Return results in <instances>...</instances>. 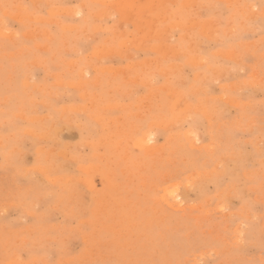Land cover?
<instances>
[{
  "label": "rangeland",
  "instance_id": "1",
  "mask_svg": "<svg viewBox=\"0 0 264 264\" xmlns=\"http://www.w3.org/2000/svg\"><path fill=\"white\" fill-rule=\"evenodd\" d=\"M131 2L0 0V264H264V0Z\"/></svg>",
  "mask_w": 264,
  "mask_h": 264
},
{
  "label": "bare ground",
  "instance_id": "2",
  "mask_svg": "<svg viewBox=\"0 0 264 264\" xmlns=\"http://www.w3.org/2000/svg\"><path fill=\"white\" fill-rule=\"evenodd\" d=\"M135 1V0H134ZM127 2H128V4H131L132 2H131V0H127ZM25 5V4H24ZM169 6V5H168ZM106 7V6H105ZM160 8V7H159ZM22 10V9H21ZM29 11V10H28ZM21 12V11H20ZM112 12V11H111ZM175 12V11H174ZM25 13V12H24ZM164 14H166V13H164ZM141 15V14H140ZM156 17V16H155ZM188 17V16H187ZM109 18V17H108ZM137 18V17H136ZM135 18V19H136ZM61 22V21H60ZM186 23V22H185ZM110 28V27H109ZM118 28V27H117ZM145 29V28H144ZM204 29V28H203ZM162 31V30H161ZM206 31V30H205ZM42 33V32H41ZM87 33V32H86ZM162 36V35H161ZM134 37V36H133ZM114 40V39H113ZM158 41V40H157ZM158 43V42H157ZM209 62V61H208ZM211 65V64H210ZM86 78V77H85ZM77 79V78H76ZM27 83V82H26ZM34 89V88H33ZM78 90V89H77ZM179 95V94H178ZM98 96V95H97ZM101 96V95H100ZM97 102V101H96ZM99 104V103H98ZM55 107V106H54ZM57 110V109H56ZM66 110V109H65ZM21 114V113H20ZM51 115V114H50ZM70 115V114H69ZM98 116V115H97ZM26 118V117H25ZM28 118V117H27ZM70 118V117H69ZM35 119V118H34ZM76 119V118H75ZM72 122V121H71ZM199 122V121H198ZM81 123H83V122H81ZM98 123V122H97ZM15 124V123H14ZM86 125V124H85ZM133 125V124H132ZM31 126V125H30ZM62 127V126H61ZM103 127V126H102ZM44 128V127H43ZM32 129V128H31ZM163 129V128H162ZM90 130V129H89ZM19 131V130H18ZM44 132V131H43ZM47 134V133H46ZM62 135V134H61ZM88 135V134H87ZM62 137V136H61ZM135 137V136H134ZM104 138V137H103ZM110 138V137H109ZM144 138V137H143ZM22 139V138H21ZM140 139V138H139ZM138 139V140H139ZM111 141V140H110ZM141 141V140H140ZM138 141V143H140L139 144V146L141 147V146H143L142 144H144V142H146V140L145 141ZM80 143V142H79ZM136 143V142H135ZM72 144V143H71ZM145 145H147V142H146V144ZM144 145V146H145ZM91 146V145H90ZM147 147V146H146ZM19 148V147H18ZM142 148V147H141ZM149 148H151V147H149ZM118 149V148H117ZM26 151V150H25ZM150 151V150H149ZM143 153V152H142ZM104 154V153H103ZM38 155V154H37ZM75 155V154H74ZM147 156V155H146ZM143 160V159H142ZM68 162V161H67ZM122 162V161H121ZM2 163V162H1ZM66 163V162H65ZM115 176V175H114ZM52 180V179H51ZM49 186V185H48ZM11 190V189H10ZM112 190V189H111ZM114 194V193H113ZM111 198V197H110ZM121 207V206H120ZM85 209V208H84ZM122 210V209H121ZM82 211V210H81Z\"/></svg>",
  "mask_w": 264,
  "mask_h": 264
}]
</instances>
